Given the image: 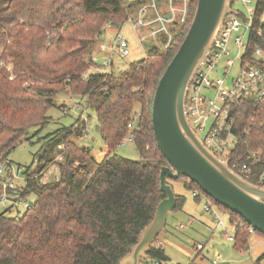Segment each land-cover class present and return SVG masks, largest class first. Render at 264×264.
I'll list each match as a JSON object with an SVG mask.
<instances>
[{
	"label": "trees",
	"instance_id": "1",
	"mask_svg": "<svg viewBox=\"0 0 264 264\" xmlns=\"http://www.w3.org/2000/svg\"><path fill=\"white\" fill-rule=\"evenodd\" d=\"M149 1L0 0V49H5L1 56L13 59L18 75L12 83L9 72L0 70V161L21 143L30 125L47 123H43L44 113L53 106V94L65 87L83 100L85 110L95 113L97 132L108 150L98 162L90 147L75 142L74 138L87 136L86 122L64 126L41 139V170L61 155L60 179L41 183L31 166L25 169L28 181L23 197L34 195L35 201L20 215H0V264H120L152 221L165 197L160 172L167 165L152 126L154 95L188 33L197 0L189 1L185 23L171 24L174 36L167 49V37L161 33L159 46H150L145 58L116 73H90L95 67L91 51L85 55L86 48L94 46L103 33V23L119 28ZM83 27L90 28L84 31ZM86 73L90 74L83 79ZM30 79L35 85L27 90L23 84ZM35 101L40 104L32 112L21 114L28 102ZM240 114L239 133L243 135V130L250 128L244 139L254 150L264 152V104L244 102ZM131 132L136 134L138 160L116 153ZM178 180H183L192 194H198L196 200L206 195L189 178ZM248 181L256 183L253 177ZM184 201L177 195L174 211ZM216 204L229 213L233 224L245 222ZM250 237L238 227L236 249L249 250ZM154 243L148 251L150 258L159 264L169 261Z\"/></svg>",
	"mask_w": 264,
	"mask_h": 264
},
{
	"label": "built area",
	"instance_id": "2",
	"mask_svg": "<svg viewBox=\"0 0 264 264\" xmlns=\"http://www.w3.org/2000/svg\"><path fill=\"white\" fill-rule=\"evenodd\" d=\"M189 1L181 0L180 7L173 8L169 13L170 19L166 15L152 19L151 11L156 10L157 2L150 0L143 3L136 17L129 16L127 22L136 31L158 22L157 32L166 35L167 49L174 36L167 24L186 22ZM235 4L241 5L243 10L236 8ZM232 10L225 17L212 48L187 89L185 109L190 126L204 146L220 160L228 161L231 169L246 180L248 177L255 178L256 183L253 184L264 189V152L254 150L244 139L251 132L250 128L244 129L243 135L239 133L242 104L249 100L258 106L264 104V0H233ZM176 13L180 14L179 19H175ZM124 24L113 36L110 46H101L103 51H108L102 64L105 68H112L115 55L126 58L131 53L130 40L122 32ZM107 26L113 27L111 24ZM0 69L12 72L11 63L5 61L1 54ZM219 71L221 76H215ZM89 74L86 73L83 79ZM129 128L133 129V123L129 124ZM128 140L135 142L136 134L131 132L121 145ZM59 158L61 160L62 156ZM27 181L23 166L16 165L9 157L0 161V215L8 212L20 215L21 206L25 212L31 209L35 200L30 201V196L23 197ZM193 195L196 197L198 194ZM201 199H204L203 210L212 216L216 227L232 234L228 236L230 242L235 241L238 227L250 234L256 232L246 221L238 220L233 224L229 213L221 210L209 196L202 195ZM226 214L229 216L228 224L223 219ZM194 220L190 218L187 224H192ZM184 226L181 224L180 228ZM204 248V244H197L198 250Z\"/></svg>",
	"mask_w": 264,
	"mask_h": 264
},
{
	"label": "water",
	"instance_id": "3",
	"mask_svg": "<svg viewBox=\"0 0 264 264\" xmlns=\"http://www.w3.org/2000/svg\"><path fill=\"white\" fill-rule=\"evenodd\" d=\"M233 0H197L195 14L179 49L159 80L152 106V126L157 145L167 161L160 172L161 191L152 221L142 230L120 264H141L165 230L177 205V195L168 179L187 177L216 203L240 215L264 235V189L232 170L217 158L192 129L185 102L187 89L212 48ZM167 19L171 14L166 15ZM260 264H264V257Z\"/></svg>",
	"mask_w": 264,
	"mask_h": 264
},
{
	"label": "rangeland",
	"instance_id": "4",
	"mask_svg": "<svg viewBox=\"0 0 264 264\" xmlns=\"http://www.w3.org/2000/svg\"><path fill=\"white\" fill-rule=\"evenodd\" d=\"M156 2V10L151 11L152 19L160 15H167L172 12L173 8L180 7V3L177 4L176 0H157ZM235 7L243 10L239 4H235ZM179 13L174 15L175 19L180 18ZM92 19L94 20L95 18ZM96 22L97 19L93 21V24ZM171 24H167L169 29L172 27ZM107 25L106 22L103 23V33L97 38L95 45L86 48L87 52L85 55H88L89 51H91L90 58L95 65L89 70L90 73L119 72L131 63L145 58L146 51L150 46H154V44L159 46V35L161 33L157 32L159 28L158 22L137 31L133 29L130 22H127L122 27V32L130 40L131 53L126 58H120L115 55L112 68H105L102 64L107 59L108 51H103L101 46H110L116 31V27H108ZM64 27L65 31L67 29L66 25ZM90 27H83V30L87 31ZM4 50V48L0 49L2 56H4ZM3 59L12 65V72H9V81L12 83L17 82L18 75L14 72L13 59L10 57H4ZM215 76H221V72L219 71ZM43 83L45 84L46 81H43ZM34 85L35 80L33 79L23 84L27 90ZM51 102L53 106L44 113V116L48 119L44 117L43 123H47L44 126L30 125L21 143L8 154L9 159L16 165H21L24 169L31 166L32 171L36 173V177L39 178L41 183L54 182L60 179L59 165L62 160L59 158L60 155L43 170H41L38 161V152L43 145L41 139L47 134L54 133L59 128H64V126L76 125L77 127L80 126L81 122H86L87 136L80 139L74 138L75 142L81 146L90 147L92 153L96 155L105 149L104 141L97 132L96 115L92 110L84 109L83 100L72 96L68 92V88L65 87L63 90L53 94ZM38 104H40L39 101L28 102L25 108L21 110V114H27L28 110L32 112L31 110ZM78 106L82 109L78 108ZM15 125L19 124L16 123ZM116 153L132 160L140 158L135 142L129 140L124 145L119 146ZM168 181L173 186L176 195L184 196L185 206L182 210L170 213L165 230L159 234L154 243L155 246L162 248L170 259L169 261H163L162 264H197L202 258H206L205 264H256V260L259 257L258 253L264 249L263 234L259 232L251 234L249 250L236 249V243L228 240V236L232 234H226L222 229L217 228L212 216L203 210L204 199L199 201L194 199L191 190L186 188L183 180L169 179ZM29 200L34 201L35 196L31 195ZM24 212L25 210L21 206L20 213ZM189 215L195 218L190 225L187 224ZM223 219L227 223L228 214L224 215ZM181 224L185 225L184 228H180ZM199 243L204 244L205 248L203 250L197 249V244ZM154 262L153 259L147 258L143 259L141 264H153Z\"/></svg>",
	"mask_w": 264,
	"mask_h": 264
},
{
	"label": "crops",
	"instance_id": "5",
	"mask_svg": "<svg viewBox=\"0 0 264 264\" xmlns=\"http://www.w3.org/2000/svg\"><path fill=\"white\" fill-rule=\"evenodd\" d=\"M119 30V28H116V31H115V33L117 32ZM115 33H114V35H115ZM113 38V37H112ZM107 153H108V150L105 148L101 153H99V154H93V156H94V158H95V160L96 161H98V162H101V161H103L104 160V158L106 157V155H107ZM169 180V179H168ZM169 183H170V181H168ZM179 196V195H178ZM192 196H193V198L195 199V197H194V195L192 194ZM184 197V196H183ZM184 204L182 205V207L179 209V210H182V209H184ZM211 216V215H210ZM189 217V219L190 218H192L193 216H191V215H189L188 216ZM194 218V217H193ZM213 219V218H212ZM258 259L256 260V264H260V262H259V260L260 259H262L263 257L262 256H264V249L262 250V251H260L259 253H258ZM205 261H206V258H202V260L200 261V262H198L197 264H205ZM156 262H154L153 264H155ZM214 263V262H213Z\"/></svg>",
	"mask_w": 264,
	"mask_h": 264
}]
</instances>
